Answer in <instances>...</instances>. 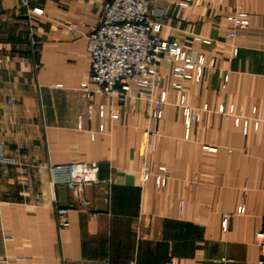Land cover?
<instances>
[{"label":"crops","instance_id":"0c3cea01","mask_svg":"<svg viewBox=\"0 0 264 264\" xmlns=\"http://www.w3.org/2000/svg\"><path fill=\"white\" fill-rule=\"evenodd\" d=\"M105 1L31 0L39 15L16 0L0 4V147L16 160L0 157V258L9 264H258L264 0H192L184 9L179 0H151L168 8L162 38L207 57L199 80L175 78L174 63L162 59L155 96L165 90L167 102L155 141L146 137L154 127L148 96L120 103L82 88L90 74L87 33ZM236 10L248 14L249 25L231 38L227 15ZM199 37L222 43L206 45ZM100 104L107 106L104 118ZM188 107L198 115L190 128ZM236 116L248 127L237 125ZM85 161L98 163L100 183L81 209L74 192L52 183L50 169ZM21 165L29 169V185ZM146 166H164L167 184L145 182ZM59 207L68 208L67 228L59 226Z\"/></svg>","mask_w":264,"mask_h":264},{"label":"built area","instance_id":"2783aa9c","mask_svg":"<svg viewBox=\"0 0 264 264\" xmlns=\"http://www.w3.org/2000/svg\"><path fill=\"white\" fill-rule=\"evenodd\" d=\"M6 0H0V4ZM21 6L31 10L32 14H42L39 8H31V0H16ZM192 0H179L182 9L189 6ZM168 8L151 4V0H106L102 4L100 21L95 26L89 27L87 33V53L90 60V74L88 80L82 84V88L88 93L103 94L110 99L117 98L120 103H125L130 98L141 99L148 96L153 101L151 118L154 121L152 130H146V137H152L153 141L159 136V126L164 114V106L167 102L166 91L162 90L159 96H155L161 87L159 79V67L163 58H169L173 63L172 74L175 78L202 77L207 57L204 52L197 51L184 45L180 40H166L160 35L166 25ZM230 24L226 35L231 38L244 35V30L249 25L248 14L236 10L227 15ZM73 33L77 31L70 28ZM206 45L221 44L209 38H197ZM211 66H215L216 59L211 57ZM196 68L195 74H191L187 68ZM227 79V76H226ZM180 86L178 82L174 83ZM89 108V115L92 114ZM99 115L104 118L107 115V106L100 104ZM117 118V114L112 115ZM198 115L191 109H185V123L190 128L191 123ZM237 125L248 127V121L236 116ZM104 131L105 126L101 125ZM22 154V152H21ZM0 157L6 163H14L16 160L5 156L0 147ZM52 183L64 185L78 198L77 206L85 208L91 205L90 188L99 184V165L97 162H72L51 166ZM20 174L25 185H29L27 178L29 169L21 165ZM166 168L159 166L145 167L141 170L143 180L148 182L155 180L158 186L167 184ZM60 228L69 227L66 217L68 208L59 207ZM224 228H227L226 223ZM259 246L258 264H264V230L256 236ZM0 264H9L8 258H0ZM167 264H171L169 261Z\"/></svg>","mask_w":264,"mask_h":264}]
</instances>
